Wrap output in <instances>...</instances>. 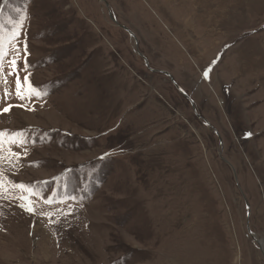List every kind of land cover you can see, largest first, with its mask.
<instances>
[{"label": "rangeland", "instance_id": "374dc122", "mask_svg": "<svg viewBox=\"0 0 264 264\" xmlns=\"http://www.w3.org/2000/svg\"><path fill=\"white\" fill-rule=\"evenodd\" d=\"M159 39L211 93L264 0H0V264H264L263 169L188 133Z\"/></svg>", "mask_w": 264, "mask_h": 264}, {"label": "flooded vegetation", "instance_id": "af4514ba", "mask_svg": "<svg viewBox=\"0 0 264 264\" xmlns=\"http://www.w3.org/2000/svg\"><path fill=\"white\" fill-rule=\"evenodd\" d=\"M157 43L160 64L154 72L161 78L159 83L161 82L163 88H165L167 84L164 80H168L170 86H174V89H172L174 101L187 104H185L186 112L183 113L172 107L177 118L187 121L188 133L195 135L202 146L206 145L205 135L207 136L208 134V142L216 144L217 153L222 159L221 161L234 168L237 177L239 173H242L241 169L244 167H247L244 175L249 172L253 174L255 172L254 165L260 167V164H257L258 161L253 156L252 149L254 145L249 146V142L255 143L259 138H262L263 132L256 131L251 124L242 118H236V121H233V116L235 107L238 106L242 110L248 103L250 105L254 103L246 102L254 89L250 88L251 90L247 89L237 93L233 81L225 84L218 82L216 84L218 86L213 85L210 93L197 74L195 75L197 71L201 70L200 64L195 63L198 70H195L194 73L186 67L180 56L175 57V59L169 57L168 44H164V41L160 39ZM140 57L143 60L144 56L142 53H140ZM198 57L204 59L203 54L202 56L199 54ZM178 69H180L181 78L175 76ZM196 91L199 93H196ZM212 102L215 104H212ZM209 106L213 109L212 113L208 112ZM243 125L247 129H243ZM262 163L264 164V159ZM254 237L258 243L259 239L256 236Z\"/></svg>", "mask_w": 264, "mask_h": 264}, {"label": "crops", "instance_id": "0c3cea01", "mask_svg": "<svg viewBox=\"0 0 264 264\" xmlns=\"http://www.w3.org/2000/svg\"><path fill=\"white\" fill-rule=\"evenodd\" d=\"M261 44H259V47ZM262 47H264V43L262 44ZM242 52L244 54V59L242 58L241 64L239 66H233V65H227L230 66L232 69L231 72V78L235 77V83H234V88L237 93H241L244 90L247 89H252L255 85H259L262 87L263 94L259 95L257 91H252L251 96L247 99V103L250 102H255L252 105H246L242 110H240L237 107L234 108V116H233V121H236V118H242L245 121H247L249 124H251L256 131H262L264 128V64H261L260 61L255 58L253 60V53H252V59L251 58H246L245 57V49H242ZM256 54L258 55L257 49H256ZM176 74L178 75L179 78L180 76V69L176 71ZM220 77L222 75L220 74ZM216 78L217 82L220 84H225L228 82H232L230 79H225L222 77L221 78ZM250 85H253L252 87ZM250 89V90H251ZM196 93H199L196 91ZM203 95V94H201ZM202 98V97H201ZM212 104H215L212 102ZM208 112L212 113L213 109L212 107L209 106ZM216 116V115H215ZM243 129H247L245 125L242 126ZM261 139V138H259ZM258 139V140H259ZM253 142V156L254 158L258 161L257 164H260V167L263 169V171L260 168L259 171H262L264 174V164L262 163L264 159V140ZM252 142V141H251Z\"/></svg>", "mask_w": 264, "mask_h": 264}, {"label": "snow or ice", "instance_id": "6c2138e0", "mask_svg": "<svg viewBox=\"0 0 264 264\" xmlns=\"http://www.w3.org/2000/svg\"><path fill=\"white\" fill-rule=\"evenodd\" d=\"M25 50H26V49H25ZM11 63H12L13 66H15L16 61L13 60ZM204 75L207 77V76H208V72L206 71V72L204 73ZM25 80H27V77H25ZM16 83H17V95H21V92H20L21 84H20V80H19V78H17ZM28 87H29L30 94H32V95L40 96V95H43V94H44V93H41L40 91H38L37 89L33 88V87L31 86L30 83H29ZM21 98H23V96H21ZM4 111L6 112V111H8V109L5 108ZM12 135H13V136H20L21 134H20V133H14V134H12ZM249 135H251V134H249ZM3 136H4V133L0 132V137H3ZM13 142H14V141H13ZM12 155L15 156V155H17V154H16V153H12ZM0 186H2V185H0ZM17 187L24 188V187H26V186H24V185H17ZM22 206H23V205H22ZM27 210H28L29 212L34 211V209H33L32 207H30V206L27 207Z\"/></svg>", "mask_w": 264, "mask_h": 264}, {"label": "bare ground", "instance_id": "6f19581e", "mask_svg": "<svg viewBox=\"0 0 264 264\" xmlns=\"http://www.w3.org/2000/svg\"><path fill=\"white\" fill-rule=\"evenodd\" d=\"M211 4V3H210ZM225 4V3H224ZM35 228H37V230H39V231H42V229H43V225L42 224H40V222H38V223H36V227ZM43 233H44V235H47L48 233H47V231H43ZM259 239V238H258ZM259 241V240H258ZM261 242H262V244L264 245V241H262V239L260 240Z\"/></svg>", "mask_w": 264, "mask_h": 264}]
</instances>
